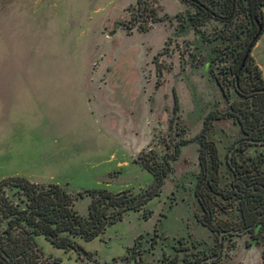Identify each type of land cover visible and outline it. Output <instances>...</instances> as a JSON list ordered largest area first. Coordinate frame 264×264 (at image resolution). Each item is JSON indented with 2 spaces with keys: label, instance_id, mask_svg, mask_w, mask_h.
Wrapping results in <instances>:
<instances>
[{
  "label": "rangeland",
  "instance_id": "obj_1",
  "mask_svg": "<svg viewBox=\"0 0 264 264\" xmlns=\"http://www.w3.org/2000/svg\"><path fill=\"white\" fill-rule=\"evenodd\" d=\"M136 1L0 0V178L17 174L58 182L87 215L90 196L78 191H142L154 176L135 161L139 151L152 148L161 156L180 136L189 139L171 160L159 194L142 208L125 211L94 238H77L87 251L36 236L44 255L59 264H136L137 253L143 264H183L184 256L217 251L219 234L196 217L195 137L207 114L227 108L208 69L219 68L220 55L236 39L216 18L195 32L185 19L194 7L184 0H150L155 17L147 16L148 27L141 30ZM235 18L237 24L246 21L243 11ZM125 22L134 23L131 30ZM262 32L255 51L264 54ZM261 70L264 76V63ZM229 94L239 97L233 85ZM175 95L178 115L170 126ZM240 134L228 117L212 119L207 130L224 159L231 139ZM254 147L260 146L243 154ZM219 216L234 225L239 219L235 209ZM222 235V252L201 264H264L262 245L250 232Z\"/></svg>",
  "mask_w": 264,
  "mask_h": 264
},
{
  "label": "trees",
  "instance_id": "obj_2",
  "mask_svg": "<svg viewBox=\"0 0 264 264\" xmlns=\"http://www.w3.org/2000/svg\"><path fill=\"white\" fill-rule=\"evenodd\" d=\"M184 1L194 7L193 11L186 13L185 19L195 32L201 33V25L209 18H216L228 26L230 35L236 39V44L220 55L219 68L209 66L208 69L228 105L222 112L207 114L200 133L195 137L198 141L199 168L194 194L200 206L196 217L212 233L219 234L215 253L221 244L223 247L225 235L222 232H250L255 243L262 245L261 256L264 262V143L250 139L264 137V77L250 53L264 29V0ZM136 2L139 7L138 17L143 18L136 17L140 19L137 27L145 30L148 27L146 17H155V6L150 0ZM238 11H243L245 23H236ZM124 24L128 30L134 25L130 22ZM228 57L231 60L228 61ZM230 85L234 86L239 96L237 99H230ZM178 108L175 95L170 126L173 118L178 115ZM220 117L231 118L238 124L241 132L231 142L225 159L220 154L217 141L207 137L211 120ZM182 131L183 127L177 133L181 134ZM188 141V138L180 136L172 143L173 150L165 151L161 156L152 148L139 151L135 161L154 176L153 184L142 191H111L101 187L78 191L80 197L90 196L87 215L78 212L74 206L75 196L58 182L34 181L23 175L1 177L0 264H59L58 258L44 255L36 240V236L40 234L58 247L87 251L77 238H94L104 231L106 225L121 219L125 211L138 210L150 198L159 194L164 178L171 170V160L178 157L180 146ZM252 145L260 147H254L253 151L243 154ZM166 146L169 147L170 143L166 142ZM224 163L230 172L228 180H224ZM230 209L238 212L239 219L235 225L219 216V212ZM149 213L145 209L144 217ZM255 227L257 228L254 232ZM178 240L181 241V238ZM246 242L250 244L251 240L247 239ZM137 243L136 239L133 247L138 248ZM183 248L186 247H178L177 250ZM207 256H194L192 259L184 256L183 264H201ZM135 260L136 264H143L139 253ZM211 260L214 261V258Z\"/></svg>",
  "mask_w": 264,
  "mask_h": 264
},
{
  "label": "crops",
  "instance_id": "obj_3",
  "mask_svg": "<svg viewBox=\"0 0 264 264\" xmlns=\"http://www.w3.org/2000/svg\"><path fill=\"white\" fill-rule=\"evenodd\" d=\"M264 8V7H263ZM263 14H264V10H263ZM264 30V29H263ZM262 30V31H263ZM261 34V36H262V34H263V32H261L260 33ZM260 36V35H259ZM260 36V37H261ZM260 37H258L257 38V40L255 41V43H254V45H253V47H252V49H251V54H252V56H253V58H254V60H255V62L259 65V67L261 68V66H262V64L264 63V54L263 53H261V51H255V48L257 47V45L259 44V39H260ZM262 74H263V70H262ZM264 77V76H263ZM233 141V139H231V142ZM217 144H218V148H219V143H218V141H217ZM263 149H264V146H263ZM219 151H220V149H219ZM15 175V174H14ZM17 175V174H16Z\"/></svg>",
  "mask_w": 264,
  "mask_h": 264
},
{
  "label": "water",
  "instance_id": "obj_4",
  "mask_svg": "<svg viewBox=\"0 0 264 264\" xmlns=\"http://www.w3.org/2000/svg\"><path fill=\"white\" fill-rule=\"evenodd\" d=\"M261 26H259V30H260ZM249 49L250 47H248L247 49V52H249ZM246 52V53H247ZM252 141H255V142H258V143H264V137H261V138H250ZM232 153V150L229 152V155H231ZM220 239L222 240V236H220ZM222 252V244L220 245L219 249H218V252L213 254V255H210V256H207L203 259V261H208V260H211L213 258H215L216 256H218L220 253Z\"/></svg>",
  "mask_w": 264,
  "mask_h": 264
}]
</instances>
